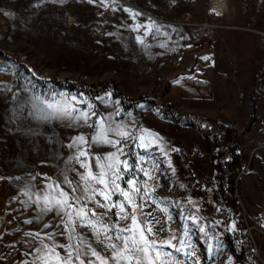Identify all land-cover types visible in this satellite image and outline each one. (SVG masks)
<instances>
[{
  "label": "rangeland",
  "instance_id": "rangeland-1",
  "mask_svg": "<svg viewBox=\"0 0 264 264\" xmlns=\"http://www.w3.org/2000/svg\"><path fill=\"white\" fill-rule=\"evenodd\" d=\"M217 1L231 22L217 19V6L208 7L206 0H104V4L100 0H0V131L9 133L18 145L19 178L13 193L17 200L11 209V226L0 242V264H31L33 256L27 253L38 246L39 238L26 236L29 232H39L41 237L55 232L58 243H68L58 235L59 218L51 212L41 216L24 193H36L50 181L61 183L65 176L78 181L76 170L84 169L71 159L77 149L68 145L77 136L91 140L100 131L96 123L100 117L105 118V129L122 127L134 136L150 133L155 139L147 149L128 139L123 142L127 156L121 159L135 164L143 156L147 161L144 167L153 179L136 174L155 188L149 193L151 199L144 212L167 220L159 204L172 216L165 225L171 231L159 232L157 239L175 235L174 244L179 246L184 238L195 249L193 256L174 252L175 257L184 264H194L197 258L199 264H264V239L250 230L254 213L264 205V123L257 125L254 118L245 120L242 113L234 122L217 105L178 107L181 113H193L210 124L201 130L163 117L148 101L170 106L168 83L191 73V61L201 42L206 40L210 46L215 40L236 39L228 37L236 34V28H256V18H264V0ZM125 9L139 15L133 17ZM186 12L191 14L184 18ZM218 64L222 66V62ZM51 79L82 86L108 85L98 95H89L56 87ZM112 85L136 105L123 106L110 90ZM72 96L93 105L91 111L96 115L88 121L92 127L68 126L69 121L61 119L45 121L34 107L38 103L35 97L62 103ZM140 97L143 100L139 101ZM73 103L80 110H88L85 103ZM109 136L119 139L111 133ZM83 147L94 157L116 150L102 144ZM223 148L227 152L221 162ZM121 186L125 185L121 182ZM61 187L68 191L66 185L61 183ZM116 199L122 198L114 196ZM192 216L198 218L197 224L183 219ZM27 220L32 223H24ZM45 224L51 226L45 228ZM200 225L207 236L199 231ZM77 231L102 251L87 228ZM244 239L254 255L239 260L236 252L242 250ZM45 243L51 245L52 241L45 239ZM57 251L63 255V249ZM183 251L191 249L185 247Z\"/></svg>",
  "mask_w": 264,
  "mask_h": 264
},
{
  "label": "snow or ice",
  "instance_id": "snow-or-ice-1",
  "mask_svg": "<svg viewBox=\"0 0 264 264\" xmlns=\"http://www.w3.org/2000/svg\"><path fill=\"white\" fill-rule=\"evenodd\" d=\"M88 2L94 3L95 0H88ZM100 2L104 4V0ZM125 11L133 17L139 15V13H132L130 9ZM137 40L143 44L140 37H137ZM35 100L38 103L34 107L42 114L40 118L45 121L61 119L68 120V126L92 127L88 121L96 113L91 111L93 105L87 104L86 100H78L75 96L65 97L62 103L46 101L40 97H35ZM73 101L87 104L88 110L76 108ZM104 122L103 117L97 119L96 123L100 131L94 133L91 140L84 136H77L68 145L69 148L77 149V154L71 159L84 169L83 172L73 169L78 172V181L64 177L61 183L67 186L68 191L61 187V183L50 181L36 193H24L31 203L36 204L41 216L51 212L59 218L56 227L61 231L58 235L65 237L68 241L66 244L58 243L55 240L57 235L55 232L48 233L46 237H41L39 232L26 233V236L33 237L34 240L39 238L38 246L27 253L33 256L31 264H184V261L175 257L173 253H181L183 256L195 254V249L191 248L186 239L181 238L178 242L179 246L173 243L177 239L175 235L167 239H157L159 232L171 231L170 228L165 227L167 220L172 219V216L168 214V208H160L157 204L159 211L167 215L165 221L156 218L151 212H144L146 202L151 199L149 193L154 192L155 188H150L147 181L139 179L136 174L143 173L149 180L153 179L151 173L144 167L147 161L143 156L139 157L135 164H130L127 159H121V156H127L123 142L128 139L137 140L142 149L149 148L156 142L155 139L151 138L150 133L134 136L132 132L122 127L109 126L105 129ZM109 133L119 139L110 138ZM92 144L110 145L116 150L102 157H94L90 156L83 147L84 145L91 147ZM125 176L129 178L125 180ZM121 182L125 185L124 187L121 186ZM114 196L122 199L113 200ZM152 203L156 201L152 200ZM90 204L94 207H89ZM97 209L104 211L98 212ZM183 219H191L194 224L198 223V218L195 216L183 217ZM24 223H32V221L27 220ZM157 225L160 227L157 228ZM50 226L45 224V228ZM78 228H87L96 244L101 246L102 251L93 246L87 235L78 232ZM232 228L235 229V224ZM199 231L205 236L208 235L202 225L199 226ZM45 239L52 241V244L45 243ZM185 247L190 248L191 251H183ZM58 248L63 249V255L57 251ZM165 248L173 251H165ZM207 251L212 253L211 245ZM24 264L29 262L25 261ZM194 264H199L198 258Z\"/></svg>",
  "mask_w": 264,
  "mask_h": 264
},
{
  "label": "crops",
  "instance_id": "crops-1",
  "mask_svg": "<svg viewBox=\"0 0 264 264\" xmlns=\"http://www.w3.org/2000/svg\"><path fill=\"white\" fill-rule=\"evenodd\" d=\"M206 2L208 7L217 6V19L231 22L230 17L219 10L217 0ZM257 24L256 28H236V34L228 36L236 39L215 40L210 46L206 40L201 42L195 60L191 61V73L168 83L166 97L170 106L182 112L178 107L217 105L234 122L239 121V113H242L245 120L254 118L257 125L264 123L263 20L256 18ZM192 43L197 40L192 39ZM202 55H207L208 59ZM221 62L222 66L218 64ZM8 134L0 131V242L9 232L13 201L17 200L13 193L18 177V145Z\"/></svg>",
  "mask_w": 264,
  "mask_h": 264
},
{
  "label": "trees",
  "instance_id": "trees-1",
  "mask_svg": "<svg viewBox=\"0 0 264 264\" xmlns=\"http://www.w3.org/2000/svg\"><path fill=\"white\" fill-rule=\"evenodd\" d=\"M0 55H2L1 52H0ZM49 82L54 84V86L56 87H61V88L68 89V90H80L89 95H98L99 93L105 91L106 86L108 85V83H102L101 85H98V86H82L81 84L70 82L68 80H62V79H51ZM110 90L113 92V95L115 97L120 98L123 106L128 107L130 105H136L137 103L136 101L132 102V101H128L124 99L118 93L115 86L112 85L110 87ZM141 100H143V97H140L139 101ZM148 101L150 102V104H152L154 107H156L159 110V112L162 114L163 117L169 118L170 120L181 121L185 125L195 126L201 130H206L207 127L210 125L208 122L202 121L199 118H197V116L194 114L181 113L172 106L163 107L157 102V100H148ZM226 152H227L226 148H223L222 154H221L223 155V157H222L221 162L225 161ZM243 241L244 242L242 245L243 246L242 250L239 252H236L237 258L239 260L245 259L249 255H254L250 250L251 247H250L249 241L247 239H244Z\"/></svg>",
  "mask_w": 264,
  "mask_h": 264
},
{
  "label": "built area",
  "instance_id": "built-area-1",
  "mask_svg": "<svg viewBox=\"0 0 264 264\" xmlns=\"http://www.w3.org/2000/svg\"><path fill=\"white\" fill-rule=\"evenodd\" d=\"M129 1L131 0H126V2ZM188 16V14L183 15L184 18H187ZM184 18L183 20L185 21ZM212 18L215 19V17ZM250 230L259 234L264 239V205L260 206V208L254 213Z\"/></svg>",
  "mask_w": 264,
  "mask_h": 264
},
{
  "label": "bare ground",
  "instance_id": "bare-ground-1",
  "mask_svg": "<svg viewBox=\"0 0 264 264\" xmlns=\"http://www.w3.org/2000/svg\"><path fill=\"white\" fill-rule=\"evenodd\" d=\"M213 7V6H212Z\"/></svg>",
  "mask_w": 264,
  "mask_h": 264
}]
</instances>
